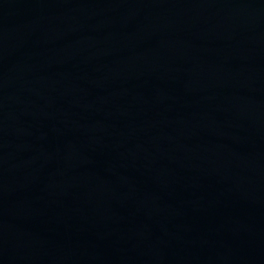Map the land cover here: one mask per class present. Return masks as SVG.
<instances>
[{
    "label": "water",
    "instance_id": "obj_1",
    "mask_svg": "<svg viewBox=\"0 0 264 264\" xmlns=\"http://www.w3.org/2000/svg\"><path fill=\"white\" fill-rule=\"evenodd\" d=\"M0 264H264V0H0Z\"/></svg>",
    "mask_w": 264,
    "mask_h": 264
}]
</instances>
